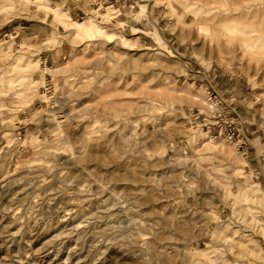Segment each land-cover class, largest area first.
I'll use <instances>...</instances> for the list:
<instances>
[{
  "label": "clouds",
  "instance_id": "clouds-1",
  "mask_svg": "<svg viewBox=\"0 0 264 264\" xmlns=\"http://www.w3.org/2000/svg\"><path fill=\"white\" fill-rule=\"evenodd\" d=\"M264 264V0H0V264Z\"/></svg>",
  "mask_w": 264,
  "mask_h": 264
},
{
  "label": "rangeland",
  "instance_id": "rangeland-1",
  "mask_svg": "<svg viewBox=\"0 0 264 264\" xmlns=\"http://www.w3.org/2000/svg\"><path fill=\"white\" fill-rule=\"evenodd\" d=\"M117 264H118V262H117Z\"/></svg>",
  "mask_w": 264,
  "mask_h": 264
}]
</instances>
